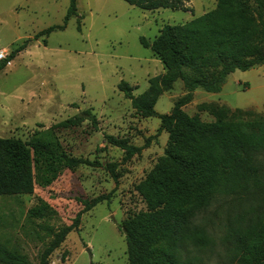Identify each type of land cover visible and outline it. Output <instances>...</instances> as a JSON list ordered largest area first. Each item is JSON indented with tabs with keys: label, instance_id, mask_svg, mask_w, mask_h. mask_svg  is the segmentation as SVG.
<instances>
[{
	"label": "rangeland",
	"instance_id": "rangeland-1",
	"mask_svg": "<svg viewBox=\"0 0 264 264\" xmlns=\"http://www.w3.org/2000/svg\"><path fill=\"white\" fill-rule=\"evenodd\" d=\"M183 1L189 11L143 10L123 0H76L77 13L83 16L80 31L73 16L63 30L34 39L47 27L63 23L69 0H0V47L10 54L30 40L9 66L0 68V138L44 139L72 157L100 164L71 169L60 156L33 152V193L0 197V234H8L11 249L32 264L39 263L54 235L72 222L81 201L102 194H110L109 202L81 215L78 228L52 253L49 264H129L117 225L146 209L135 186L163 154L167 134L157 133V117L136 115L118 84L127 82L134 96L143 93L148 80L166 70L140 38L151 42L164 24L187 23L216 4V0ZM184 92L182 82L176 81L159 97L155 111L168 113ZM203 102L246 112L244 118L263 115L264 65L234 71L217 93L196 89L183 110L212 121L207 111L198 109ZM84 109L96 115L97 130L89 122L57 125ZM105 134L146 147L123 163L122 150L104 143ZM110 163H117V182L106 168ZM233 208L226 198L199 214L197 222L211 243L191 251L193 264H236L224 239L226 218Z\"/></svg>",
	"mask_w": 264,
	"mask_h": 264
},
{
	"label": "trees",
	"instance_id": "trees-1",
	"mask_svg": "<svg viewBox=\"0 0 264 264\" xmlns=\"http://www.w3.org/2000/svg\"><path fill=\"white\" fill-rule=\"evenodd\" d=\"M123 1L143 10L189 11L183 0ZM73 16L77 17L80 31L83 16L77 13L76 0H69L63 23L47 27L34 39L63 30ZM29 41L2 60L0 68L26 48ZM140 42L160 59L166 71L150 78L147 89L138 96L132 94L133 88L125 81L118 88L130 100L136 115L160 120L157 133L165 132L167 142L163 154L135 186L146 209L117 225L125 238L128 263L193 264L191 251L211 243L206 229L197 222L199 214L229 198L234 212L226 218L224 239L232 261L264 264V114L244 118L246 112L203 102L198 109L213 118L203 121L183 110L196 89L217 93L234 71L264 65V0H216L213 9L184 24H164L153 41L141 37ZM43 43L46 45V39ZM176 81L182 82L184 94L174 101L168 113H157V100ZM84 122L98 129V119L91 109L57 125L73 127ZM103 139L122 150L123 163L146 147L134 146L128 138L109 134ZM33 152L60 156L71 169L100 165L72 157L44 139L0 138V197L33 193ZM116 167L117 163L106 167L115 182ZM109 199L110 194H102L89 202L81 201V210L54 235L38 264H49L52 253L78 228L81 215ZM11 247L8 234H0V264H32Z\"/></svg>",
	"mask_w": 264,
	"mask_h": 264
},
{
	"label": "built area",
	"instance_id": "built-area-1",
	"mask_svg": "<svg viewBox=\"0 0 264 264\" xmlns=\"http://www.w3.org/2000/svg\"><path fill=\"white\" fill-rule=\"evenodd\" d=\"M9 55L6 49L0 47V62Z\"/></svg>",
	"mask_w": 264,
	"mask_h": 264
},
{
	"label": "bare ground",
	"instance_id": "bare-ground-1",
	"mask_svg": "<svg viewBox=\"0 0 264 264\" xmlns=\"http://www.w3.org/2000/svg\"><path fill=\"white\" fill-rule=\"evenodd\" d=\"M9 65H10V62L7 63V66H9Z\"/></svg>",
	"mask_w": 264,
	"mask_h": 264
}]
</instances>
